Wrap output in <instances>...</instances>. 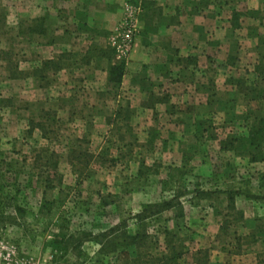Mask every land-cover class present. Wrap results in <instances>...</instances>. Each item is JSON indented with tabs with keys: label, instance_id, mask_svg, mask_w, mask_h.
I'll use <instances>...</instances> for the list:
<instances>
[{
	"label": "crops",
	"instance_id": "0c3cea01",
	"mask_svg": "<svg viewBox=\"0 0 264 264\" xmlns=\"http://www.w3.org/2000/svg\"><path fill=\"white\" fill-rule=\"evenodd\" d=\"M29 4L19 6L18 25L35 20L44 33H34L29 44L35 61L19 69L67 54L71 62L55 79L83 72L101 83H107L108 66L117 63L99 54L107 50L105 30L120 22L127 5L140 7L138 36L120 87L132 97L125 107L115 96V109L130 111L131 129L140 124L138 142L152 143L154 156L173 158L161 161L167 173L187 168L191 160L200 191L218 192L221 209L214 195L191 208L199 242L194 251L207 248L209 264H264V148L263 160L256 162L249 159L253 150L220 149L223 140L245 138L253 122L264 119V81L257 71L264 67V0H33L32 9ZM20 36L27 42L25 33ZM219 123L229 127L224 137L204 132L206 124ZM229 192L236 194L235 211L242 217L224 234L221 219H234L227 210ZM234 233L256 240L233 251L210 245L216 236Z\"/></svg>",
	"mask_w": 264,
	"mask_h": 264
},
{
	"label": "rangeland",
	"instance_id": "374dc122",
	"mask_svg": "<svg viewBox=\"0 0 264 264\" xmlns=\"http://www.w3.org/2000/svg\"><path fill=\"white\" fill-rule=\"evenodd\" d=\"M28 1L32 9L33 0ZM23 4L24 0H0V13L8 17L6 29L0 28L5 33L0 38V50L9 51L12 62L26 70L36 58L33 46L18 33L17 15ZM26 16L30 17L32 13H26ZM120 22L113 29L105 30V47L110 48L109 38ZM99 68L101 66L96 67ZM79 74L73 78H54L38 87L39 84L32 80L6 79L7 73L0 62V100H13L12 107L0 106V253L7 250L14 252L17 260L34 258L45 264H91L97 259L99 247L93 241H83L88 238L84 234L96 236L135 214L144 204L169 200L174 194L181 193L186 216L178 221L175 231L178 230L179 240L188 250L181 264L193 262L192 256L199 242L193 236L195 225L191 208L202 197L196 192L202 191L199 179H195L189 167L191 160L182 172L171 167L167 173L168 167H163L161 161L171 163L173 158L160 159L153 155L150 146L138 142L135 131L139 130L140 124L133 131L130 116L127 121L112 122L116 107L111 87L93 77L88 78L83 72ZM117 95V100L125 107L132 97L126 90H119ZM44 112L54 120L48 122L37 117ZM32 117L42 120L46 126L45 134L39 129L33 130L31 135L27 133ZM171 127L176 129L174 125ZM204 130L216 131L224 137L229 127L220 123L206 124ZM45 153L54 154L61 178V186L46 195L39 181L43 168L37 158L48 156ZM77 153L85 154V159H76ZM142 161L151 171L139 178L137 171ZM217 194L214 197L219 205H216L221 209ZM107 196H114L113 205L105 206L103 200H108ZM44 197L54 201L47 215L39 213ZM8 202L19 206L25 214L17 215L7 207ZM224 221L221 219V225ZM128 224L132 226L131 221ZM162 226L156 225L154 230H160ZM168 227L174 229L173 222ZM60 228L77 240L75 248L73 246L64 257L61 250L50 245ZM234 240L232 236L219 235L210 245H224L233 251L242 243V239L240 242ZM243 240L246 244L249 238ZM160 241L163 242L162 236ZM130 254V251L118 252L110 255L108 260L112 264H127Z\"/></svg>",
	"mask_w": 264,
	"mask_h": 264
},
{
	"label": "trees",
	"instance_id": "16d2710c",
	"mask_svg": "<svg viewBox=\"0 0 264 264\" xmlns=\"http://www.w3.org/2000/svg\"><path fill=\"white\" fill-rule=\"evenodd\" d=\"M237 15L233 13V17ZM6 19L7 15L0 13V28L6 29ZM40 22V20H38ZM18 25V33L26 34L27 43H32L34 33H44L43 26L40 23L35 25V20L31 23H27L26 26L22 27ZM1 30V29H0ZM6 31V30H5ZM7 32V31H6ZM0 33H2L0 31ZM39 34V35H40ZM5 33L0 35L3 38ZM99 54L103 58H107L109 61L114 58V51L111 48L107 50H99ZM0 62L3 64V69L7 73L6 79L8 80H24L30 79L34 83H38L41 87L44 82H52L54 79V74L58 73L66 65L71 62V58L67 54H61L56 59L42 61L39 67H33L29 71H21L18 64L12 62L9 51L0 50ZM126 64L125 62H117L115 64H110L107 69V85L113 90L114 96L120 90L123 76L125 74ZM257 71L261 74L264 81V67L257 68ZM53 75V76H52ZM109 91V90H107ZM262 99H264V92H262ZM13 100L6 99L0 100V106L2 107H12ZM48 113L44 112L43 115L39 114L37 117L39 119H44L45 121H53L54 118L47 117ZM44 116V117H43ZM129 112L128 110H122L121 108L116 109L113 113L112 122L115 124L118 121L128 120ZM127 127V124H124ZM27 133L31 135L32 131L39 129L41 132L46 131V126L43 124L42 120H36L33 117L28 121ZM45 134V133H44ZM150 147L152 143L148 144ZM264 148V119L255 120L248 130V134L245 138L227 139L220 143L221 150H253V154L250 156V162H256L263 160L262 150ZM48 156H38V161L40 166L43 168L39 176L40 184L44 189V194L47 192H52L61 186V178L57 173V161L54 160V154L45 153ZM76 159L83 161L85 159V154H75ZM83 160H82V159ZM73 164V163H72ZM74 165V164H73ZM143 170V171H142ZM149 173L150 168L145 166V162L142 161L139 164L137 175L139 178L145 176V172ZM175 171L182 172V168L176 169ZM141 176V177H140ZM197 195L202 196V198H209L217 194L218 192H196ZM227 194V192H225ZM235 193L229 192L227 195V210L231 213L234 219H226L221 225L220 229L224 234L232 225H235L240 221L242 215L235 211L234 199ZM108 200H103L105 206L114 204V196H107ZM183 194H174L169 200H163L158 203H147L144 204L141 209L133 215H130L127 219H122L118 224L112 228L93 236L90 234H84L87 237L83 241H93L98 247L97 259L92 261L91 264H112L108 257L112 254L130 251V259L127 264H181L183 257L187 254L188 250L184 244L179 240L176 229H178V221H182L185 218L184 208L181 202ZM253 199H257L253 197ZM264 201V196L261 198ZM8 208H12L15 213L19 216H23L25 212L16 204L8 202ZM54 205V201L43 199V203L40 206V214H48L51 212ZM170 214V217L165 215ZM128 221L132 222V226L128 224ZM173 222L174 229H170L168 224ZM156 225H163L160 230H154ZM223 234V235H224ZM160 236L163 237V242L160 241ZM232 237L243 245H249L254 243L256 238L254 236L239 237L235 233ZM243 238H249L248 243L245 244ZM234 240V241H235ZM76 238L69 234L67 231L64 232L63 228L59 229V233L53 236L50 245L63 252V257L67 256L69 252L72 251L75 245ZM241 243V244H242ZM241 247V245H240ZM239 247V248H240ZM75 248V246H74ZM238 248V247H237ZM194 264H209V250H197L193 256Z\"/></svg>",
	"mask_w": 264,
	"mask_h": 264
},
{
	"label": "built area",
	"instance_id": "2783aa9c",
	"mask_svg": "<svg viewBox=\"0 0 264 264\" xmlns=\"http://www.w3.org/2000/svg\"><path fill=\"white\" fill-rule=\"evenodd\" d=\"M141 9L139 6L127 5L124 16L114 34L109 38V47L114 51L118 62L127 63L138 36V22ZM0 264H45L34 258L17 260L14 252L7 250L0 253Z\"/></svg>",
	"mask_w": 264,
	"mask_h": 264
}]
</instances>
